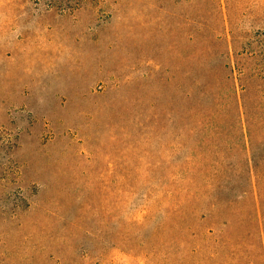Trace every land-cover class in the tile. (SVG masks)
I'll use <instances>...</instances> for the list:
<instances>
[{"label":"rangeland","instance_id":"1","mask_svg":"<svg viewBox=\"0 0 264 264\" xmlns=\"http://www.w3.org/2000/svg\"><path fill=\"white\" fill-rule=\"evenodd\" d=\"M187 157L198 187L264 165V0H0V264H147L125 237L158 244Z\"/></svg>","mask_w":264,"mask_h":264},{"label":"trees","instance_id":"2","mask_svg":"<svg viewBox=\"0 0 264 264\" xmlns=\"http://www.w3.org/2000/svg\"><path fill=\"white\" fill-rule=\"evenodd\" d=\"M194 87L191 86L186 95L188 107L182 127L189 134L210 129L203 119L202 103L196 99V91L201 93V88L198 85ZM234 109L241 122L244 108L242 109L238 99L234 103ZM172 122V126L177 127L174 119ZM198 150L195 149L193 157L197 156ZM194 164L191 165L187 157L183 163L172 168L170 174L175 179L168 181V184H160L163 188V198L160 200L162 206L153 205L166 208V214L165 222L153 232L158 244L151 246L142 237L130 236L131 239H128L127 235L125 244L132 257L142 259L147 264H166L172 259L176 264H264V165L249 161L241 169L240 179L236 184L217 181L215 178L218 173L211 169L210 174L214 179H207L205 184L198 187L187 179L188 174L199 169L198 164ZM236 192L238 197L231 200ZM221 207L226 211L225 217H218L216 214ZM177 217L188 219L190 224L186 223V227L182 229L187 239L176 241L175 246L173 239L162 241L160 235L167 230L175 231L180 228L174 223ZM207 223L213 226L211 230L205 229ZM133 224L136 227L144 225L138 222ZM235 229L237 232L232 236ZM202 239L210 242L207 247L218 248L217 252L210 255L208 262L199 261L204 249L199 243ZM131 243H136V248Z\"/></svg>","mask_w":264,"mask_h":264}]
</instances>
